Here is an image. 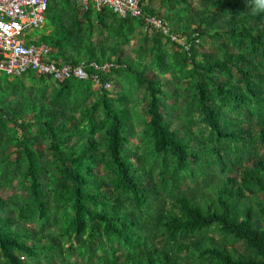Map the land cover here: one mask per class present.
I'll return each instance as SVG.
<instances>
[{
    "label": "trees",
    "instance_id": "trees-1",
    "mask_svg": "<svg viewBox=\"0 0 264 264\" xmlns=\"http://www.w3.org/2000/svg\"><path fill=\"white\" fill-rule=\"evenodd\" d=\"M48 1L54 62L113 67L89 69L102 85L0 75V264H264L257 0H141L190 51Z\"/></svg>",
    "mask_w": 264,
    "mask_h": 264
},
{
    "label": "built area",
    "instance_id": "built-area-1",
    "mask_svg": "<svg viewBox=\"0 0 264 264\" xmlns=\"http://www.w3.org/2000/svg\"><path fill=\"white\" fill-rule=\"evenodd\" d=\"M76 1L87 11L93 9L100 12L108 8L120 18L143 20L146 32H161L173 42L183 43L188 51L193 47V42L189 43L186 38L180 39L173 35L168 23L157 17L145 15L141 0ZM48 9V0H0V55L3 57L0 61V75L22 78L34 73L38 76L51 77L59 83L73 79L80 81L93 79L102 85L100 76L91 75L89 69L104 72L110 70L113 64L99 66L96 63L91 65L82 63L78 67L69 64L58 65L52 59V48L39 43V40L30 39L31 33L45 27ZM196 43L199 41L196 40ZM111 88L112 85L107 83L106 89Z\"/></svg>",
    "mask_w": 264,
    "mask_h": 264
},
{
    "label": "rangeland",
    "instance_id": "rangeland-1",
    "mask_svg": "<svg viewBox=\"0 0 264 264\" xmlns=\"http://www.w3.org/2000/svg\"><path fill=\"white\" fill-rule=\"evenodd\" d=\"M40 31L41 30H36L33 33H31L30 34V39H35L36 41L39 40V39H41L40 38V33H41ZM27 83H28V85H30V81H27ZM238 250L241 251V252L244 251L243 246H239L238 247Z\"/></svg>",
    "mask_w": 264,
    "mask_h": 264
},
{
    "label": "clouds",
    "instance_id": "clouds-1",
    "mask_svg": "<svg viewBox=\"0 0 264 264\" xmlns=\"http://www.w3.org/2000/svg\"><path fill=\"white\" fill-rule=\"evenodd\" d=\"M259 8L264 9V0H257Z\"/></svg>",
    "mask_w": 264,
    "mask_h": 264
}]
</instances>
